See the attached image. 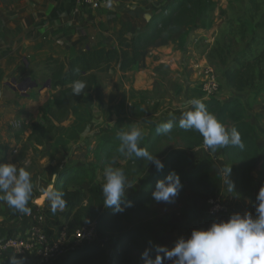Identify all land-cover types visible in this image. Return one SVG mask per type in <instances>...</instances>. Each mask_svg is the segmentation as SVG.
Masks as SVG:
<instances>
[{"label": "trees", "instance_id": "16d2710c", "mask_svg": "<svg viewBox=\"0 0 264 264\" xmlns=\"http://www.w3.org/2000/svg\"><path fill=\"white\" fill-rule=\"evenodd\" d=\"M16 1L19 0H0L6 4ZM227 2L225 8L219 9L220 16L225 19V29L205 52L206 59L219 73V88L224 87L238 94H245L246 98L261 95L264 93V0ZM216 6L213 0H175L150 17L146 28L130 38L126 37L130 23L124 22L116 47L88 48L69 58H45L39 65H42L44 82L48 79L50 81V99L39 105L40 120L31 124L27 139L20 140L16 156L11 162L1 158L0 163H13L17 168L23 167L31 174L36 173L39 156L37 147L49 144L54 139L59 125L68 119L71 108L80 104L86 94L105 89V82L109 77L107 73L101 72L103 67L116 64L119 72L125 74L137 64L149 47L154 46L164 35L178 34L191 20L196 19L201 26L209 28ZM2 36L0 19V38ZM23 68L28 69L25 65ZM31 79L36 81V76L33 75ZM76 81H84L88 85L81 95H73L72 89ZM203 102L226 129L234 127L238 130L243 147L229 145L209 150L204 145L201 134L194 129L180 128L178 121H174L173 129L167 135L157 133L158 126H155L141 147H146L152 153L159 151L158 146L164 141H174L179 146L170 149L164 156L165 167L162 172L155 170L146 176L138 192L125 197V202L121 205L124 207L123 212L105 208L101 184H94L95 170L98 167L111 165L121 168L127 179H132L144 170L142 160L133 156L127 158L119 151L120 143L110 139L100 141L94 151L95 164L91 165L90 171L84 167L73 166L59 170L55 186L64 192L67 203L66 207L53 214L49 202H45L44 213L50 225L61 228L71 224L70 229L73 230L95 221L100 241L103 238H115L108 253L99 244L75 249L62 264H101L106 259L108 264H142L141 253L145 248L163 245L143 225V219L151 214L150 210L156 203L151 193L158 179H163L170 170H174L180 176L183 188L196 190L202 197L216 194L218 183L214 176L212 160L203 158L196 167L188 168L191 152L202 146H205L210 154L222 158L224 164L231 166V181L241 198L231 205V212L243 214L247 211L255 215L253 204H256L257 191L251 173L256 163L264 160V149L259 148L254 137V127L244 113L245 101L234 98L221 102L215 97ZM138 111H142V107L137 103L133 104L132 113L137 114ZM118 158L124 161L123 165L118 163ZM85 182L89 186L83 191L79 187ZM128 201L131 202V207L125 206ZM2 204L6 203L0 202V208ZM231 212L227 210L211 214L202 211L200 207H192L187 211V216L197 227L207 228L213 220H219L220 215L228 218ZM165 228L164 220L157 221L158 232H163ZM14 233L12 229L0 227V238ZM6 264L24 262L17 259Z\"/></svg>", "mask_w": 264, "mask_h": 264}, {"label": "rangeland", "instance_id": "374dc122", "mask_svg": "<svg viewBox=\"0 0 264 264\" xmlns=\"http://www.w3.org/2000/svg\"><path fill=\"white\" fill-rule=\"evenodd\" d=\"M173 1L175 0H111L110 7L115 4L116 6L119 5L120 8L122 7L121 14H128L129 19H133V16L140 19L143 15L148 22L150 17ZM213 1L216 2L217 6L211 15L212 25L209 28H204L198 20L193 19L178 34L164 35L154 46L149 47L142 54L139 60V68L141 70L147 69V71L139 73L141 75H137L136 69H134V72L131 69L122 74L116 64H110L101 69V72L107 73L109 78L105 82V89L101 91L102 95L95 93L97 91H94L95 94L93 93V98L99 103L93 112L92 130L84 139L78 138L77 143L68 150H56L55 147H46L47 153L43 157H40L39 153L37 172L31 174L34 188L33 198L29 201L28 207H31L32 201L38 198L41 188L51 182L49 177L53 174L57 176L60 169L73 166L84 167L90 171L92 169L91 165L95 164L94 151L100 141L110 139L120 143L118 132L121 129L127 130L130 126H137L144 132L143 138L139 142L142 146L154 131L155 124L173 117L176 118L175 121H178L182 112L187 110L184 107L186 101L194 98L206 101L216 97L221 102L241 98L245 101L243 102L245 104L243 107L244 113L254 127V137L259 147L264 149V93L252 95L251 98L247 96L246 98L245 94H238L221 87L215 94L207 96L197 89L202 86L204 79L202 71L207 65L213 69L218 81L220 80L219 73L208 63L205 52L225 29V19L220 16L219 9L225 8L228 0ZM31 8L35 9L33 4H29L28 0H19L9 4L0 2V19L3 32V36L0 38V142H6L11 136L18 146L20 140L27 139L31 124L40 120L38 107L41 103L50 99L52 93L50 88L41 89L44 78L41 74L42 65L39 64L43 60L34 62L25 58V56L21 57L23 52L21 42L12 40L16 37L17 27H27L30 23L29 15L33 12ZM125 22L130 23L126 20ZM7 29L10 30L8 32L9 37L6 38L5 32ZM131 33L132 29L130 27L126 37H132ZM117 43L118 39L116 45ZM15 64L16 67L13 69ZM23 65L27 66L28 69H24ZM6 69L13 70L7 73ZM33 75L36 76L38 87L26 90L27 95H22L21 92L14 91L6 85L7 82H11V79H15L19 83L26 77L31 78ZM130 85H133L135 89H131ZM124 87H128L131 92L135 93L133 94L134 99L129 98V96H127L128 98L123 97ZM108 96L111 100L103 103V99ZM202 97L204 98L202 99ZM139 98L142 100L141 102H138L140 101ZM135 103L142 107V111H138L137 114L132 113V105ZM96 123L99 125L95 126ZM178 146L179 144L174 141H164L158 146L159 151L152 153L163 161L166 153ZM51 149L54 152H50ZM10 153L12 155L11 159H13L16 154ZM125 156L129 157L127 154ZM6 157H8V153ZM1 158H3V155L0 148ZM203 158H209L214 163V176L218 183L216 194L202 197L196 190L188 187L182 188L174 202H156L150 210L151 214L143 219L144 227L166 247L171 248L178 238L181 236L187 238L192 229L200 228L188 218L187 211L190 208L200 207L202 211L209 212L208 201L219 198L225 203L226 209L231 212V205L241 199L236 189L231 193L226 190L224 185L223 177L228 167H230L229 179L231 180V166L224 164L222 158L210 154L205 146L191 152L188 168L196 167L199 160ZM3 159L5 160V158ZM118 163L123 165L124 161L118 158ZM105 167L96 168L94 184L102 185ZM142 167L144 170L140 174L128 179L127 187L129 189L126 196L136 194L141 183H143V179L156 170L150 162L147 163L143 160ZM251 177L256 183V191L258 192L261 185L264 184V160H259L256 163ZM88 186V183L85 182L79 188L86 191ZM226 218V216L220 215L219 219ZM27 219L28 215H22L7 204H2L0 208V227L12 229L15 233L25 231ZM160 220L166 222V228L163 232H158L156 229L157 221ZM114 240L115 238L105 240L103 238L97 244L103 246L108 253ZM65 259L64 256L56 264H62ZM101 264H108L107 259ZM167 264H170V262L167 261Z\"/></svg>", "mask_w": 264, "mask_h": 264}, {"label": "clouds", "instance_id": "9594fccd", "mask_svg": "<svg viewBox=\"0 0 264 264\" xmlns=\"http://www.w3.org/2000/svg\"><path fill=\"white\" fill-rule=\"evenodd\" d=\"M88 87L84 81H76L73 95H81ZM184 110L178 119V126L185 130H196L203 137V143L209 150L229 145L243 147L241 137L236 128L226 127L211 113L205 103L198 98L186 101ZM175 117L161 123L156 131L167 135L173 129ZM144 135L137 126L118 132L119 151L137 160L150 162L157 172H162L164 162L140 146ZM230 167L227 168L223 180L227 191L233 193L234 183L229 179ZM56 174L51 182L41 188L37 203L49 202L50 211L55 214L66 207L64 192L56 188ZM128 179L123 169L106 166L103 170L101 192L103 206L114 212H123L122 203L128 191ZM34 185L31 173L26 168H17L13 163H0V202L22 215H30L29 201L33 198ZM183 185L180 176L170 170L163 179H158L151 195L154 201L172 203L179 195ZM131 207L128 201L125 205ZM142 264H264V184L256 195L255 215L251 212L232 213L227 220H213L207 228H194L190 235L181 236L171 248L163 245L145 248L141 253Z\"/></svg>", "mask_w": 264, "mask_h": 264}, {"label": "crops", "instance_id": "0c3cea01", "mask_svg": "<svg viewBox=\"0 0 264 264\" xmlns=\"http://www.w3.org/2000/svg\"><path fill=\"white\" fill-rule=\"evenodd\" d=\"M28 1L35 8L34 10L31 8L33 12L29 15L30 23L27 27H17L16 37L15 39L12 38V40L21 42V49H23L21 57L25 56V58L34 62L44 60L49 56L69 58L87 47L92 49L98 47H116L119 31L125 20L130 21L132 29L130 35L140 32L141 29L143 30L147 26V20L143 15H141L140 19L135 16H133V19H129L128 14H121L122 7L120 8L116 4L113 7H103L96 11L84 9L80 13L74 14L72 10L75 0ZM9 30L7 29L5 32L6 38L9 37ZM15 67L16 64L13 69ZM13 69H6V71L10 73ZM134 69H136L137 75H141L139 73L147 71V69L141 70L139 68V61L133 66L132 72H134ZM144 84L146 83L144 82ZM130 88L132 89L133 85H130ZM197 89L205 95L201 87ZM129 92L131 93L130 95ZM93 93L94 91L86 94L80 104H76L71 108L68 119L59 125L57 134L49 145L37 147L40 157H43L47 153L46 147H55L56 150H68L77 143L78 138L84 139L90 133L94 122L93 112L99 103L93 97L95 93L102 95V92ZM122 93L124 98H128L127 96L135 98L133 96L135 93L131 92L128 87H124ZM109 100H111L110 96L103 99L102 102L107 103ZM138 100H140L138 102L142 101L140 98ZM163 122L165 121H160L154 126H159ZM97 125L99 124L96 123L95 126ZM18 147L11 136L6 142H0L1 154L8 162L12 160L10 152L18 149ZM50 152H54V150L51 149ZM7 153L8 157H6Z\"/></svg>", "mask_w": 264, "mask_h": 264}, {"label": "built area", "instance_id": "2783aa9c", "mask_svg": "<svg viewBox=\"0 0 264 264\" xmlns=\"http://www.w3.org/2000/svg\"><path fill=\"white\" fill-rule=\"evenodd\" d=\"M110 6L111 0H75L72 12L78 14L84 9L96 11ZM202 72V91L207 96L218 92L219 82L213 69L207 65ZM17 150L14 149L13 153L16 154ZM208 204L211 214L227 211L225 203L219 198L210 199ZM44 205L45 203L39 205L36 199L33 200L26 230L0 238V264L17 259L24 264H56L75 249L99 243L95 221L73 230L70 229L71 224L54 228L45 216Z\"/></svg>", "mask_w": 264, "mask_h": 264}, {"label": "water", "instance_id": "95a60500", "mask_svg": "<svg viewBox=\"0 0 264 264\" xmlns=\"http://www.w3.org/2000/svg\"><path fill=\"white\" fill-rule=\"evenodd\" d=\"M87 47L86 49H88ZM7 86L12 88L14 91L21 92L22 95H27L26 90L33 89L38 87V83L35 80H32L30 77H26L23 81L17 83L15 79H11V82L6 83ZM50 87V81L49 79L45 81V83L42 85L41 89L43 88H49ZM37 201V199H36ZM37 203V202H36ZM42 204V203H37Z\"/></svg>", "mask_w": 264, "mask_h": 264}]
</instances>
